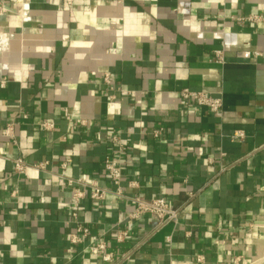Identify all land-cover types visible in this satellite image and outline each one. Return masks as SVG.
Returning <instances> with one entry per match:
<instances>
[{"label": "crops", "instance_id": "crops-1", "mask_svg": "<svg viewBox=\"0 0 264 264\" xmlns=\"http://www.w3.org/2000/svg\"><path fill=\"white\" fill-rule=\"evenodd\" d=\"M5 3L0 264H171L198 254L201 264H264V0ZM245 14L260 19L236 20ZM182 88L220 97V111L181 103ZM42 120L54 128L39 129ZM107 155L122 169L120 196ZM14 158L30 167L16 174ZM90 183L108 190L102 200L89 198ZM72 187L84 192L77 206ZM135 197L165 198L175 222L131 219ZM77 223L88 233L70 242ZM93 236L115 263L89 252Z\"/></svg>", "mask_w": 264, "mask_h": 264}, {"label": "built area", "instance_id": "built-area-1", "mask_svg": "<svg viewBox=\"0 0 264 264\" xmlns=\"http://www.w3.org/2000/svg\"><path fill=\"white\" fill-rule=\"evenodd\" d=\"M69 3V2H68ZM6 3L5 0H0V15L3 14L6 11ZM22 19L30 21V22H39V20L36 17L30 16L26 10L22 11ZM260 19L259 15L256 14H245L242 16H239L236 18L239 22H245V23H256ZM12 37L11 33L7 32H0V52H4L9 47V40ZM214 59L216 62L222 61V55L219 50L214 52ZM102 81L106 84L107 88L112 89L113 86L110 84L109 77L107 74H105L102 78ZM178 97L180 99L181 103L187 104L189 102L195 103L199 106L204 107L208 112L210 113H217L220 111L221 108V98L216 96H211L206 94L203 91L199 90H191L189 88H182L178 92ZM69 121V117H66ZM79 125H86L89 123L87 120L80 119L77 121ZM55 124L52 120H42L38 123V128L41 130H50L54 128ZM9 127H6L3 130L4 135H10L9 134ZM160 132V128L153 131L154 136H158ZM231 139L233 140H242L244 138V132L241 130L234 131L231 136ZM116 137L114 136L112 138V142L116 141ZM123 149L122 146L119 145V150L121 151ZM12 161V167L13 171L16 174H23L28 167H30L23 159L21 158H14ZM66 165L64 162L60 164L61 168H64ZM103 170L107 174L108 178L114 185V194L117 196L121 195V189L119 187V182L121 179L122 169L119 163L114 160L111 156L107 155L103 162H102ZM42 167V165L40 166ZM79 181V179H77ZM68 182H72L71 180H68ZM107 189L98 186L95 183L89 184V191L88 196L92 200H102L107 193ZM84 198V192L77 188L72 187L71 188V200L72 203L77 206L78 203ZM133 204L134 208L130 212L129 217L131 219H137L142 214H148L151 218V220L154 223L153 229H158L170 222H175L177 217V209L169 207L167 204V201L163 197L158 198H152L147 201L140 200L139 198L135 197L133 198ZM70 215L72 218L76 219V212L72 211L70 212ZM88 233V228L85 225H82L80 223H77V225L74 227L73 232L69 236L70 242H77L82 237H85ZM125 232L121 231L119 232L116 237L115 241L120 242L122 241L123 237L125 236ZM88 250L91 254L99 256V258L108 263H112L116 260H114L112 253L109 252L106 248V244L102 240H98L96 236L92 237V244L88 246ZM120 257V256H119ZM128 256L127 254H122L121 258L126 259ZM203 256L201 254H198L190 261L181 262V261H173L171 264H201L202 263ZM238 258H233L232 264H237Z\"/></svg>", "mask_w": 264, "mask_h": 264}]
</instances>
